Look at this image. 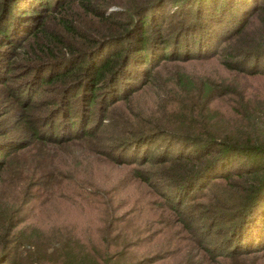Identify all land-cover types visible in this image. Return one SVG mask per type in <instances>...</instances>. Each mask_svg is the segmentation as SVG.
I'll return each mask as SVG.
<instances>
[{
	"label": "trees",
	"instance_id": "1",
	"mask_svg": "<svg viewBox=\"0 0 264 264\" xmlns=\"http://www.w3.org/2000/svg\"><path fill=\"white\" fill-rule=\"evenodd\" d=\"M73 3L97 21L98 35L89 37L72 21L67 8ZM52 13L69 38L78 33L87 40L82 53L48 52L26 64L20 87L28 94L37 79L44 86L31 101L21 94L24 110L34 109L19 117L30 139L67 138L72 116L86 134L96 128L82 126L87 115L105 119L119 103L150 89L155 101L147 115L157 112L166 121L163 127L123 130L131 133L115 148L121 149L119 161L138 162L143 169L133 175L158 183L163 208L185 225L191 235L186 239L205 258L264 264V136L250 134L264 110V87L251 88L255 81L264 83V0H0V75L6 76L1 69L6 52L26 35L44 34L42 21ZM47 46L35 44L39 52ZM208 59L215 64L207 75L185 71L189 62ZM46 89L49 97L41 101ZM130 114L145 117L143 108ZM218 114L239 120L229 122L240 125L235 134L214 130ZM2 144L0 152L7 148ZM7 207L1 211L13 212ZM104 221L107 226L110 220ZM106 234L61 217L45 231L21 229L12 238L3 231L0 264L134 263L122 261L120 250L109 253Z\"/></svg>",
	"mask_w": 264,
	"mask_h": 264
},
{
	"label": "rangeland",
	"instance_id": "2",
	"mask_svg": "<svg viewBox=\"0 0 264 264\" xmlns=\"http://www.w3.org/2000/svg\"><path fill=\"white\" fill-rule=\"evenodd\" d=\"M113 9L110 7L108 11ZM67 10L73 15L70 17L72 21L77 20L89 37L98 35L97 21L90 13L85 14L75 3ZM42 23L45 33L39 37L26 35L17 41L6 52L1 68L6 76L0 75L4 78V83L0 85V140L7 148L0 152V232L8 231L12 238L21 229L45 231L61 217L64 222L89 232L104 229L108 233L105 237L112 244L109 245V253L120 250L122 261L131 260L132 264H147L151 259L154 260L152 264H224L222 259L205 258L198 251L197 243L186 239L191 235L184 229L185 225L179 226L171 212L163 208L158 183L154 179L143 182L133 175L134 170L143 169L138 162L124 164L116 156L121 153V149L115 148L122 137L131 133H122L123 130L133 129L136 132L148 128V125L163 127L165 116L160 118L157 112L147 115L155 101L150 89L146 88L119 103L105 119L95 114L87 115L82 126L85 129L89 125L96 128H91L86 134L80 132L78 118L72 116L70 120H74V124L67 138L63 136L50 141L37 136L38 139H30L29 127L19 121V117L34 112V109L30 112L24 110L21 94L24 92L26 95L27 92L18 84L26 79V64L37 58H46L48 52H55L58 57L71 56L69 52L77 54L87 40L81 41L78 33H71L72 38H69L57 27L53 13L46 15ZM92 41L89 40L90 45ZM35 44L48 46L39 52ZM214 64L213 59L194 61L184 69L194 76H204ZM262 81L253 82L251 88L256 86V90H261L264 87ZM34 84L35 87L27 88L29 101L38 98L44 87L38 79ZM46 90L41 95V101L49 97L50 89ZM133 108H143L145 117H128H133V114L128 115ZM227 117L218 114L214 130L233 135L240 125L230 123L239 120L234 116L230 120ZM29 119L27 117L26 120ZM250 134L264 136V110L258 113ZM133 157L138 159L140 156ZM8 204L13 212L6 214L1 209H9ZM105 218L110 220L107 226ZM97 221L100 223H95ZM139 256H146L143 258L145 261H137Z\"/></svg>",
	"mask_w": 264,
	"mask_h": 264
}]
</instances>
